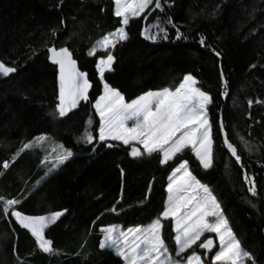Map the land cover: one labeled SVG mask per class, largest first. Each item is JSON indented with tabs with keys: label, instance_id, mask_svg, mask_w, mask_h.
<instances>
[{
	"label": "trees",
	"instance_id": "obj_1",
	"mask_svg": "<svg viewBox=\"0 0 264 264\" xmlns=\"http://www.w3.org/2000/svg\"><path fill=\"white\" fill-rule=\"evenodd\" d=\"M161 4L162 9L153 4L130 19L128 39L110 50L115 59L104 80L131 101L149 91L174 90L186 75L195 77L212 98L208 169L189 149L162 164L159 153L133 157L129 145L98 140L97 63L107 54L88 53L121 26L114 0H0V61L16 69L0 76V197L20 201L14 207L25 215L64 213L45 231L55 250L49 254L0 204V264H123L114 251L100 247L101 228L146 226L160 216L168 177L185 159L215 196L252 264H264V0ZM156 24L160 28L152 27ZM145 27L155 40L145 38ZM177 28L184 34L180 39ZM52 47L69 49L92 84L89 100L64 117L56 111L59 81ZM89 127L91 143L83 139ZM225 134L240 162L227 149ZM40 136L48 139L23 149ZM64 149L72 156L60 163ZM245 173L254 180L256 195ZM164 236L172 247L169 221Z\"/></svg>",
	"mask_w": 264,
	"mask_h": 264
},
{
	"label": "snow or ice",
	"instance_id": "obj_2",
	"mask_svg": "<svg viewBox=\"0 0 264 264\" xmlns=\"http://www.w3.org/2000/svg\"><path fill=\"white\" fill-rule=\"evenodd\" d=\"M114 4V14L122 18L121 26L98 40L88 53L95 56L98 50H102L107 54L106 57L99 58L97 63L101 81L104 80L105 72L112 70L115 58L110 50L114 49L117 43L128 39L126 27L130 19L141 16L153 4L154 9H162L161 0H114ZM152 27L160 28V25ZM143 35L146 39L157 38L149 27H145ZM183 36L177 28L176 38ZM164 38H167L166 35ZM200 43L204 44L203 37ZM49 51L52 62L59 67V102L56 111L60 117H64L69 111L77 108L81 101L89 100L92 84L88 73L80 71L77 67L69 49L52 47ZM15 71L14 67L6 66L0 61V76H8ZM197 84L196 78L189 74L183 77L174 91L169 88L149 91L127 102L120 91L105 82L103 95L99 96L93 105L100 117L99 141H120L129 145L130 155L133 157L162 154V164H167L178 153L190 149L203 168L212 167L213 140L207 111L212 98L197 87ZM251 103L252 101H249V105ZM88 125H91L90 119ZM46 139V136L37 137L35 141L25 143L23 149L31 148L35 143H42ZM83 139L88 143L94 140L90 127L85 129ZM224 143L236 161L240 162L238 150L228 141L226 134ZM138 145L142 146L143 150ZM59 147L63 149V145ZM107 147L113 145L109 143ZM71 156L72 152L64 149L57 160L62 163ZM2 167L8 168L9 163L4 162ZM244 178L250 185L249 191L256 195L254 180L246 173ZM168 180L167 201L160 216L147 226L129 227L126 230L116 225L101 228L104 239L100 247L114 248L126 264H182V261L183 264H205L196 252L186 258L183 254L196 245L205 233H215L219 237V250L215 252L214 264H246V261L252 259L251 254L241 246L240 240L228 226V221L222 215L220 205L211 190L201 184L189 170L187 160L172 170ZM19 203L16 199L0 197L5 216L11 211L16 221L36 239L39 250L55 254L53 242L46 239L44 233L45 229L64 213L56 211L47 216H29L15 209L14 206ZM112 211L115 212L116 209L113 208ZM167 219L175 222L174 254L169 251L163 238L162 221ZM199 247L211 252L214 240L208 238L200 243Z\"/></svg>",
	"mask_w": 264,
	"mask_h": 264
},
{
	"label": "rangeland",
	"instance_id": "obj_3",
	"mask_svg": "<svg viewBox=\"0 0 264 264\" xmlns=\"http://www.w3.org/2000/svg\"><path fill=\"white\" fill-rule=\"evenodd\" d=\"M122 19V18H121ZM106 72H108V71H106ZM105 72V73H106ZM102 82V93H101V95H103V84L105 83V80H103V81H101ZM198 87V86H197ZM175 90V89H174ZM173 90V91H174ZM159 91V90H158ZM100 95V96H101ZM127 101V100H126ZM127 102H130V101H127ZM209 106V105H208ZM207 111H208V108H207ZM130 124H131V122H129ZM99 140V139H98ZM109 141H111V140H109ZM100 142H105V141H100ZM116 142H120V141H116ZM122 143V142H121ZM138 147H141V149H142V146H139L138 145ZM143 150V149H142ZM188 150V149H187ZM190 150V149H189ZM190 152L192 153V151L190 150ZM161 155V158H162V154H160ZM192 155H193V157L195 158V156H194V154L192 153ZM196 159V158H195ZM185 160H187V159H185ZM197 160V159H196ZM184 161V160H183ZM188 161V160H187ZM198 161V160H197ZM182 162V161H181ZM181 162H179L178 164H177V166L181 163ZM199 162V161H198ZM200 164V163H199ZM188 165H189V170L192 172V170H191V167H190V164H189V162H188ZM176 166V167H177ZM201 167H202V165H200ZM203 168V167H202ZM174 170V169H173ZM193 173V172H192ZM194 175V174H193ZM195 176V175H194ZM197 179V178H196ZM198 180V179H197ZM168 183H169V180H168ZM201 183V182H200ZM201 184H203V183H201ZM204 185V184H203ZM167 195H168V193H167ZM166 201H167V197H166ZM217 201V200H216ZM218 202V201H217ZM166 205V204H165ZM220 211H221V213H222V215L224 216V214H223V212H222V209H221V207H220ZM225 217V216H224ZM209 219H211V218H209ZM166 221H169L170 222V225H171V236H172V247L169 245V243H168V241L166 240V238H165V236H164V231H165V222ZM162 223H163V230H162V232H163V238H164V240H165V242H166V244L168 245V247H169V251L170 252H172L173 254L175 253V249H176V246H175V244H174V236H175V222H174V220H172V219H167V220H163L162 221ZM109 226H112V225H109ZM109 226H106V227H109ZM147 226V225H146ZM229 226V225H228ZM122 230H126V229H124V228H122L121 226H119ZM47 229V228H46ZM46 229H45V231H46ZM45 234V233H44ZM208 238H213L214 240H215V245H216V250L213 252V253H208V252H205V251H201V248L199 247V244L200 243H203L206 239H208ZM103 239H104V233H103ZM102 242H103V240H102ZM192 248H194L193 250H191ZM192 248H190V249H188L184 254H183V257L184 258H186L188 255H190V254H192L193 252H196L197 254H199L201 257H202V259L204 260V262H205V264H214V255H215V252H217L218 250H219V237L215 234V233H205L204 234V236H202L201 237V239H200V241H198L197 242V244L196 245H193V247ZM107 249H110V248H107ZM111 250L112 251H114V253H116L117 254V252H116V250L114 249V248H111ZM118 255V254H117ZM120 258H121V260H122V262H123V264H126V261L120 256V255H118ZM178 259H180V257H177ZM182 264H183V261H182ZM246 264H252V261L251 260H248V261H246Z\"/></svg>",
	"mask_w": 264,
	"mask_h": 264
},
{
	"label": "water",
	"instance_id": "obj_4",
	"mask_svg": "<svg viewBox=\"0 0 264 264\" xmlns=\"http://www.w3.org/2000/svg\"><path fill=\"white\" fill-rule=\"evenodd\" d=\"M58 81H59V67H58ZM90 92H91V91H90V89H89V94H90ZM83 102H84V101H81L80 104H79V106H80ZM79 106H78V107H79ZM78 107H77V108H78ZM77 108H75V109H77ZM75 109H73V110H75ZM211 239H213V238H211ZM213 240H214V239H213ZM215 250H216V245H215V240H214V247L212 248V251H211V252H208V253H213ZM201 251H205V252H207L205 249H202V248H201Z\"/></svg>",
	"mask_w": 264,
	"mask_h": 264
}]
</instances>
